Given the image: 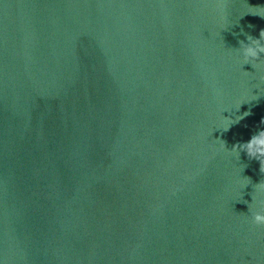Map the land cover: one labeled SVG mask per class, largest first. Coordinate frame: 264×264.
Returning <instances> with one entry per match:
<instances>
[{
  "label": "water",
  "instance_id": "water-1",
  "mask_svg": "<svg viewBox=\"0 0 264 264\" xmlns=\"http://www.w3.org/2000/svg\"><path fill=\"white\" fill-rule=\"evenodd\" d=\"M262 30L264 0H0V264H264L231 151Z\"/></svg>",
  "mask_w": 264,
  "mask_h": 264
},
{
  "label": "clouds",
  "instance_id": "clouds-1",
  "mask_svg": "<svg viewBox=\"0 0 264 264\" xmlns=\"http://www.w3.org/2000/svg\"><path fill=\"white\" fill-rule=\"evenodd\" d=\"M262 17V16H261ZM248 43L245 44L241 42V47L243 49L244 62L251 64L252 67L256 68V61L260 59L261 56H264V44H261V41H264V30L259 34V39H255L251 36L247 37ZM264 80V77L261 78ZM250 112H245L244 116L250 115ZM241 117L240 119H242ZM264 124V120L261 121ZM225 129L224 131H227ZM225 145L222 144L221 148H224ZM232 152L239 154V152H245L250 159H255L259 161L261 167V173H264V131L259 132L257 135H254L250 141L246 144L235 145L232 149ZM256 190L264 191V183H259L255 185ZM252 223L256 226H264V212H256L252 216Z\"/></svg>",
  "mask_w": 264,
  "mask_h": 264
}]
</instances>
